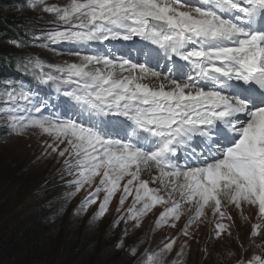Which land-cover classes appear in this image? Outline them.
Wrapping results in <instances>:
<instances>
[{
    "label": "snow or ice",
    "instance_id": "snow-or-ice-1",
    "mask_svg": "<svg viewBox=\"0 0 264 264\" xmlns=\"http://www.w3.org/2000/svg\"><path fill=\"white\" fill-rule=\"evenodd\" d=\"M25 7L51 17L32 40L73 45L75 60L18 57V71L50 88L0 82V121L13 134L48 138L41 157L62 160L66 200L92 189L74 214L103 192L92 215L100 220L120 192L112 227L123 221L125 230L115 247L136 264H166L177 242L139 256L126 246L129 222L138 228L157 206L153 230L175 228L187 213L178 236L188 239L209 209L220 221L214 235L230 236L225 203L253 206L264 220V0H25ZM8 43L22 49L29 41ZM261 227L251 225L249 246ZM187 242L171 264H185ZM240 248L235 264H264V243L247 259Z\"/></svg>",
    "mask_w": 264,
    "mask_h": 264
},
{
    "label": "rangeland",
    "instance_id": "rangeland-1",
    "mask_svg": "<svg viewBox=\"0 0 264 264\" xmlns=\"http://www.w3.org/2000/svg\"><path fill=\"white\" fill-rule=\"evenodd\" d=\"M48 2L63 4L66 2V0H48ZM17 9H19L22 15L26 16L29 20H32L34 25L38 22H41L40 28H42V30H47V21L51 19L48 14L26 9L25 0L22 4H19V6L15 8V11L11 12L10 16L16 15ZM40 31L41 30H38V33L36 35H38ZM40 43L41 41L39 40L33 41L31 39L27 47L22 49L16 48L10 43L0 44V48H7L10 50L13 49L17 51L20 56H39L41 59L45 60L48 63H60L65 60H75V57L68 54V44L49 45V47L47 48H42L38 46ZM71 47L70 49H72ZM23 82L27 83L26 81ZM48 88H50V86ZM40 91L44 93V91H42L41 89ZM46 139L48 138L44 136L33 135L31 132L22 135L13 134L3 124V122L0 121V175L3 179L0 180V203L5 202V207L0 214L1 236H3L2 234L7 231L10 225L9 222L11 220H20L26 215V213H28L29 215L31 212L30 209L31 207H34L36 201H40L44 204L50 205L48 207V214L55 216L58 219L62 217L63 220H65L66 218V211H64V209L61 207V205L63 204L60 203V201L53 195H51L50 199H46V196H43V194H35V197L31 198V200L29 199V205L27 204L28 206L26 205L25 207H23V204H25L24 202L28 199V197L35 193L34 189L38 188V186L36 185V187H34L33 189L27 190L24 187L26 183L25 179H27L28 175L31 173L32 175H35L36 173L39 174L41 170V168L31 165V156H41V154L37 152V150L42 147L43 141ZM27 169L28 171H30V173L26 171ZM11 174L14 176L7 182V184H2L3 181H6L11 176ZM69 178L70 177L68 176L59 177L57 183L65 184V181ZM141 178L149 179L147 174L142 175ZM30 182H32V184H36L38 181L34 182V180H31ZM149 186L158 187L159 185L150 183ZM92 187L94 188L95 184H93ZM91 190V188L82 189L79 193L72 197V200L74 202V207H72L73 220H70L73 222V225H76V222L78 221L80 222L82 220H88L95 224L97 228V225H99L104 219L101 218L100 220H92V215L96 211L99 205V201L103 199V192L99 194L96 204L89 205L87 211L81 212L78 215L74 214V210L76 209L77 205L80 204L81 200L84 198L87 192ZM8 196L10 197L9 201H7L6 199ZM119 196L120 192H117L108 206L107 213H111L114 216H117L116 207L119 201ZM131 203L132 197L130 196L125 201L124 208L126 209L128 206H130ZM44 204L39 207L40 214L44 209ZM69 206L70 204H68V207ZM22 208L26 209L22 210ZM162 208L163 206L155 207L151 212L143 217L138 228H133L132 225L134 222H129L127 226L128 235L124 237V239L126 241V246L138 247L137 256L143 253L145 249L152 251L162 247L163 243L166 242L168 238L177 237V242L174 245L172 251L173 259L175 258L176 251H179L177 249L180 248V245L185 240H187V245L190 248L189 250L185 251V264H235V260L239 259L241 255L240 244H243L244 247L247 248V251L243 253L244 258L247 259L254 251L257 253L260 251V249L258 248L257 250L253 249V246H255V244L264 243V220L257 219V209L253 206L244 205L241 210L237 209L234 205H227L225 203L226 211L231 216V219L229 220L225 218L222 222L226 225H230L229 231L231 232V235L229 236L228 232L226 231L222 233L220 237H216L214 235L215 223L220 221L216 217H213L210 209L206 210V217L202 220V222L193 224L192 228L190 229V232L192 233L191 239L178 236L180 229L184 226L187 220V213L182 215L180 220L176 222L175 228H169L165 226L159 229H155V231L153 230L155 219L159 215V212L162 210ZM245 217H247V219H245ZM64 222L65 221H62V223ZM253 223H260L262 227L260 235L254 238L255 244L249 246L251 225ZM7 224L8 226L6 227ZM102 225L104 226V230H106L105 236L108 237L106 239H108L107 241L110 246L109 248H111V257L109 258V262L106 264H132L133 262H136V257L130 256L126 250H120L115 247L116 241L122 236L125 230L124 222L121 221L120 224L116 226V228L112 227V224L109 226V228H106V223ZM87 228V233L90 234V231H92L93 229L90 227ZM98 233L101 234V232ZM94 237V244L90 245V252L92 253V256H90V258H87V260L85 261L88 262L89 260H91L88 264H92L94 262L93 259L97 257L95 256V254L98 250H101L102 247L100 244H102V241L104 240L103 235L100 236L96 234ZM96 248L98 250L95 251ZM228 252H235L236 257H228L226 255V253Z\"/></svg>",
    "mask_w": 264,
    "mask_h": 264
},
{
    "label": "trees",
    "instance_id": "trees-1",
    "mask_svg": "<svg viewBox=\"0 0 264 264\" xmlns=\"http://www.w3.org/2000/svg\"><path fill=\"white\" fill-rule=\"evenodd\" d=\"M23 2L24 0H0V44H8L7 42L11 39L30 41L38 33V30H42L41 22L34 25L32 20L20 13L19 9L16 10V15L10 16L11 12L15 11V8ZM18 57L20 55L17 51L0 48V82L17 79L26 81L25 84L29 87H49V85L39 84L31 74L18 71L16 67ZM37 152L41 154L42 147ZM31 159V165L39 167L41 170L39 174L32 175L31 173L25 179L24 187L27 190L33 189L36 185L38 188L34 189L35 193L28 197L23 207L28 204L29 199L35 197V194H43L46 199H50L53 195L63 204L61 207L66 211V218L65 220L62 217L58 219L48 214L50 205L36 201L34 207H31L29 215L26 213L20 220H11L7 231L2 234L3 236L0 235V264H88L91 260L85 261L92 256L90 245L94 244L96 234L103 235L104 240L100 244L101 250L95 249V251L98 250L95 254L97 257L93 259L92 264L108 263L111 257V248H109L108 239H106L108 237L105 236L106 230L102 224L106 223V228H109L116 216L111 213L105 214L97 228L88 220L78 221L76 225H73L71 220H73L74 202L72 198L66 200L64 195L70 189L66 184L57 183L59 177H66L61 174L62 160L57 162L55 156L51 158L31 156ZM26 171L30 173L28 169ZM13 176L11 174L2 184H7ZM0 180H3L1 175ZM31 180L38 182L32 184ZM6 199L9 201L10 197L8 196ZM67 203L70 204L69 207ZM42 204H44V209L42 208L40 214L39 207ZM4 207L5 202L0 203V214ZM25 209L22 208V210ZM62 221L65 222L62 223ZM87 227L93 229L90 234L87 233ZM132 264H136V262Z\"/></svg>",
    "mask_w": 264,
    "mask_h": 264
},
{
    "label": "bare ground",
    "instance_id": "bare-ground-1",
    "mask_svg": "<svg viewBox=\"0 0 264 264\" xmlns=\"http://www.w3.org/2000/svg\"><path fill=\"white\" fill-rule=\"evenodd\" d=\"M253 249H254V250H257V248H255V246H253Z\"/></svg>",
    "mask_w": 264,
    "mask_h": 264
}]
</instances>
